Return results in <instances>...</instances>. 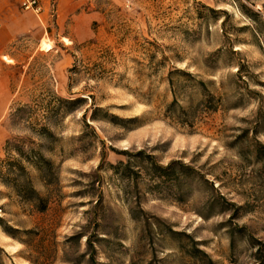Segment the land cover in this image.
I'll list each match as a JSON object with an SVG mask.
<instances>
[{"label": "rangeland", "instance_id": "1", "mask_svg": "<svg viewBox=\"0 0 264 264\" xmlns=\"http://www.w3.org/2000/svg\"><path fill=\"white\" fill-rule=\"evenodd\" d=\"M39 28L0 53V161L30 138L58 189L39 212L0 180V264L264 255V0H82ZM147 155L187 168L151 177Z\"/></svg>", "mask_w": 264, "mask_h": 264}, {"label": "trees", "instance_id": "2", "mask_svg": "<svg viewBox=\"0 0 264 264\" xmlns=\"http://www.w3.org/2000/svg\"><path fill=\"white\" fill-rule=\"evenodd\" d=\"M170 82L172 83L171 79ZM201 84L202 86L204 85L203 82H201ZM175 103L176 100L173 99L167 107V110L171 113V115L174 114V111L177 112L176 109L173 110ZM204 107L209 109V106L207 105H205ZM20 111L21 109H17V113H19ZM180 112H185V109H180ZM191 113H193V111ZM85 124L87 125V123ZM34 128L37 131L39 137H54V135L50 131V128L44 123L40 124L39 127ZM25 141L34 143V145H27L28 147H26L24 143ZM37 146L38 144H36V142H34L30 138L23 141H15L14 139L7 140L5 147L7 156L0 161V180L5 183L7 187L11 188L12 192L15 195L19 196L24 201L30 202L34 210L45 212L49 208V205L53 202V196L55 194L57 195L56 190L58 188L56 187V175L52 164L44 157L42 151ZM125 154L129 155L128 152H126ZM147 158L150 160L149 163L152 166L151 177H164L167 180H172L177 178L178 173L177 169H175L173 166L175 163H178L181 168H187V165L179 163L178 161H171L168 164L162 166L159 165L157 161L153 160L152 155H147ZM22 160L33 164L41 172V177L44 180L46 187L45 195H41L34 188ZM118 165L119 164H110L111 168H117ZM125 165H127V163ZM175 170L177 173H175ZM138 174V172L132 169L125 175L128 177L136 178ZM200 254L204 257L206 256L203 252H200ZM207 262H211V260L208 259ZM252 264H264V255L261 256L259 255V253H257L256 261Z\"/></svg>", "mask_w": 264, "mask_h": 264}, {"label": "crops", "instance_id": "3", "mask_svg": "<svg viewBox=\"0 0 264 264\" xmlns=\"http://www.w3.org/2000/svg\"><path fill=\"white\" fill-rule=\"evenodd\" d=\"M37 1L39 12L24 9L21 6L22 0H0V53L6 51L17 37L38 31L39 25H44L49 20L56 24L65 22L66 16L79 7L82 0ZM59 7L69 9L64 19L60 17Z\"/></svg>", "mask_w": 264, "mask_h": 264}, {"label": "built area", "instance_id": "4", "mask_svg": "<svg viewBox=\"0 0 264 264\" xmlns=\"http://www.w3.org/2000/svg\"><path fill=\"white\" fill-rule=\"evenodd\" d=\"M37 2H38L37 0H22L21 6L24 9H31L35 12H39L40 8H39Z\"/></svg>", "mask_w": 264, "mask_h": 264}, {"label": "bare ground", "instance_id": "5", "mask_svg": "<svg viewBox=\"0 0 264 264\" xmlns=\"http://www.w3.org/2000/svg\"><path fill=\"white\" fill-rule=\"evenodd\" d=\"M63 40H64L66 43H71L70 40H68L66 37H63ZM51 48H52V46H51L50 42H48V41H42V42H41L40 49L45 50V51H48V50H50ZM2 57H3V59H4L6 62H12V61H13L12 58H10V57H8V56H6V55H3Z\"/></svg>", "mask_w": 264, "mask_h": 264}]
</instances>
